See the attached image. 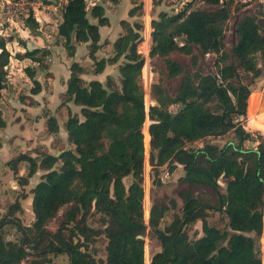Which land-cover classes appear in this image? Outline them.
Here are the masks:
<instances>
[{"label": "trees", "instance_id": "trees-1", "mask_svg": "<svg viewBox=\"0 0 264 264\" xmlns=\"http://www.w3.org/2000/svg\"><path fill=\"white\" fill-rule=\"evenodd\" d=\"M195 1L211 7L192 8ZM246 4L190 0L177 12L160 11L150 20L149 54L160 57L167 77L180 76V82L173 95L160 82L153 83L155 104L146 111L139 81L144 58L137 49L142 24L122 19L123 31L113 42V55L98 59L99 26L109 23L103 4L66 1L57 32L68 54L72 55L76 42H89V57L97 71L106 63H119L118 82L110 76L105 83L84 81L79 64L70 65L65 101L81 106L83 118L68 113L65 124L70 146L61 148L58 155L36 149L35 157L20 153L8 162L15 174L18 164L27 162L26 175L18 177L21 185L27 184L37 167L46 172L30 189L36 229L32 238L16 222L18 200L5 215L0 212V264H54L52 257L60 254L68 255L69 264H145L146 236L157 239L160 245L149 264H262L258 240L264 218V136L254 138L241 123L246 112L253 116L264 108L263 98L259 100L250 92V84L264 71L262 4L237 19L236 40L229 50L225 44L226 21ZM140 7L135 4L128 15H136ZM25 21L31 30L38 28L32 14ZM7 40L0 36V97L10 58ZM195 48L201 56L216 55L214 72L200 67ZM174 52L189 55L190 66L173 59ZM47 55L48 50L38 47L16 53L18 58H30L37 64L24 68L32 80L33 94L41 90L36 76L38 69L47 68L43 59ZM173 105L176 110L170 109ZM146 117L150 120L151 169L157 174L161 166L169 172L181 166L180 175L168 177L166 182L153 179L154 197L147 223L142 130ZM46 123L47 132L58 133L55 117L50 116ZM5 125L0 109V129ZM230 132L234 138L222 145L213 141ZM254 141L256 145L250 146ZM127 176H131L128 185L124 182ZM221 178L226 193L220 190ZM168 207L172 213L162 224ZM211 212L220 214L228 230L209 222ZM93 214L98 215L100 228L88 223ZM53 220L55 230L48 228ZM198 221L200 232L195 228ZM7 224L17 225L20 241L6 240ZM98 240L104 243V259L96 258L92 250Z\"/></svg>", "mask_w": 264, "mask_h": 264}, {"label": "rangeland", "instance_id": "rangeland-1", "mask_svg": "<svg viewBox=\"0 0 264 264\" xmlns=\"http://www.w3.org/2000/svg\"><path fill=\"white\" fill-rule=\"evenodd\" d=\"M90 1V0H89ZM130 3L133 4H141V7L137 10V14L134 16H129L127 15L126 12L123 13V11L126 9V6L128 5V0H118V2L114 3L111 1L105 2L104 6H107L108 10L105 11V15L111 20L108 26L102 27V32H101V37L103 39V45L102 47L98 50V57H108L109 55L112 54L111 48L108 46L107 47V41L109 42L110 39H114L116 36L119 35L121 31H123V28L121 27L120 21L125 17L130 24H133L134 22H140L142 24V28L140 29V34H141V41H143L140 44V49L142 50L141 54L146 62V65L144 66L143 72L141 71L140 76H139V81L140 84L143 88L142 84V73L145 75V77L148 78V75H150V71L152 74V80L150 84V90L147 89V91H144V103H145V109L148 111L150 105H154L155 102L153 100V93L151 90V85L153 83L160 82L170 94H174L175 89L177 88L179 82H180V76L177 77H172L169 78L166 75V69H165V64L163 60L160 57H152L150 56V47H151V37H150V32H151V27H150V20L152 18L157 17V14L160 11H167L168 13H174L177 12L181 9L184 8L186 3L190 0H162L161 3L159 4H153L152 0H129ZM238 3L241 1L243 3H248L246 6L242 7L240 10L233 11L231 17L226 21L225 23V44H226V49L229 50L233 43L236 40V35H235V23L237 19L242 16L245 13L252 12L257 9L259 4L261 2L259 0H237ZM129 3V6L131 5ZM122 5V8L120 5ZM126 4V6H124ZM57 5V9H54L53 6ZM119 5V6H118ZM117 6V8H115ZM134 6V5H133ZM18 7H21V10L18 11ZM192 8L196 7H203V8H210L211 5H208L206 3H203L201 1H195L191 5ZM120 8V9H119ZM12 9L15 10L12 15L8 14L7 10ZM62 9V0H0V32L3 33L5 38L10 39L6 43V47L9 49V51L16 52V51H24L23 47V42L27 41L29 42V47L26 45V49H33L35 47L34 39L36 38L35 36L37 34H45L46 35H51L50 39L55 42V21L52 20L54 18H59L60 17V12ZM31 14H37V16L41 19L42 21V29H34L31 30L28 26V24L25 21V18H27ZM44 17H50L48 18V22H46V18ZM45 21V22H44ZM44 34V35H45ZM177 41L179 44H182V38L178 37ZM195 52L199 56V65L204 69L206 72H214L216 70V55L215 54H210L207 56H201L199 55L200 52L197 48H195ZM178 57H172L175 60L180 61L181 63L190 66L191 61H190V56L187 54H183L180 52H174ZM173 54V53H172ZM12 57L9 60L8 64V75H7V82L4 87V93L3 96L7 97L9 95V91L7 90V85H10L13 87L12 90V95L10 94L11 97H13L16 100H20L19 96H24V97H29L27 96L28 93H30V87L32 85V82L29 80L27 75L24 73L23 68L24 66L29 63L33 62L31 61L30 58L25 59L22 62L16 61V57L11 54ZM37 57L41 56V53L36 54ZM47 60V58H43ZM36 64V63H35ZM112 66V65H111ZM117 65L110 67L111 72L110 76H113L117 74ZM6 68V69H7ZM116 69V70H115ZM94 70V68L92 69ZM142 70V69H141ZM117 79L115 80L116 82L118 81V76ZM114 77V78H115ZM144 90V89H143ZM250 90L253 92L254 96L257 99L263 98L264 101V71L255 79V81L250 84ZM65 99V97H63ZM62 98V99H63ZM6 104L11 106V102L7 100L6 98L4 99ZM260 102V101H259ZM264 105V103H263ZM170 109L176 110L177 106H170ZM66 111V110H65ZM67 111L64 113V116L67 117ZM32 115V114H31ZM83 117V116H82ZM150 123V120L148 117H146V120L144 122L143 128L144 129V144H145V157L148 159L149 158V139L150 136L148 135V125ZM241 123L242 126L252 132L254 134V138H257L259 135L264 136V108H261L260 111L255 113V115L251 116L249 112H246V116L241 118ZM233 134L230 132L226 134L225 136L218 137L214 139L216 143L222 145L225 141L229 139H233ZM250 146H255L256 142L254 141L253 143L249 144ZM193 146H196V144H193ZM18 147V145L16 146ZM38 149H41L42 145L37 146ZM57 145H55L54 148H56ZM17 149L15 150V153L17 152ZM13 155V154H12ZM16 157V156H15ZM19 167L20 164H18ZM147 166L148 168V162L145 163V167ZM150 166V164H149ZM3 165L0 166V169H2ZM22 169V167H21ZM26 172L25 171H18L17 174H14V181H16L18 189L16 194L13 196V198L8 197L6 200L0 202V211L2 215H5V212L7 210L8 204L11 202V199L18 198L21 193H23L24 190L30 189L29 187L34 186V184H29L26 187H22L20 184H18V177L19 174ZM148 173L151 176V184L150 182L148 183V179L146 176V181H145V189H146V201H149L151 203L152 198L154 197V188L153 186V179H159L162 181H168V177L166 176V168L164 166H161L158 168L157 174H155V171L151 169H148ZM158 175V176H157ZM11 177V176H10ZM12 178V177H11ZM124 182L126 185H128L131 182V176H127L124 178ZM29 191V190H28ZM159 193V192H156ZM161 194V193H160ZM159 194V195H160ZM148 203V202H147ZM30 204V203H29ZM31 207V206H30ZM170 212L168 213L165 212L162 224L170 218ZM19 214V213H18ZM21 216L22 221L25 223L24 230L28 237L32 238L35 233L36 229L33 226V221H30L33 217V213L30 210L24 211L19 214ZM98 215L93 214L88 218V223L92 225L93 227L100 228V223L97 219ZM220 214L218 212H211L209 216V222L218 225L221 228L227 229L226 228V223L221 222L220 219ZM22 222V223H23ZM24 225V224H23ZM57 223L56 221H51L48 224V228L51 230L56 229ZM201 223L198 221L195 224V228L200 231ZM228 230V229H227ZM4 231L6 232L5 238L11 239L13 241H20L21 239V233L17 228V225H12V224H7L4 227ZM262 234L264 235V231H262ZM263 235H261L262 239ZM148 238V239H147ZM146 241V264L150 262V258L152 256V253L156 250V248H160L159 241L156 239H153L150 241L149 237L145 238ZM159 245V246H158ZM260 245V244H258ZM26 249H29L28 246H25ZM94 255L96 258H105L104 254V243L101 241H97L92 248ZM55 257V256H54ZM62 261V260H61ZM59 262V264H62V262Z\"/></svg>", "mask_w": 264, "mask_h": 264}, {"label": "crops", "instance_id": "crops-1", "mask_svg": "<svg viewBox=\"0 0 264 264\" xmlns=\"http://www.w3.org/2000/svg\"><path fill=\"white\" fill-rule=\"evenodd\" d=\"M86 1L88 2L89 6L94 5L96 3H102L104 6L105 5L104 3L108 2V0H106L105 2H101V0H90V1L86 0ZM259 1L261 2L263 9H264V0H259ZM129 3L130 1L128 0V5L127 6L126 4L124 5L126 6V9L123 11V13L126 12L127 15H128L129 9L133 5H135L133 3H130L131 5L129 6ZM119 5L122 8V5L121 4ZM53 8L57 9V5L53 6ZM104 8H105V11L108 10L107 6H104ZM115 8H117V6ZM32 16L38 22L37 29L41 30L42 29V21H40L41 19L37 16V14H34V15L32 14ZM44 18H46L44 20L48 22L49 20L48 18L50 17H44ZM123 19L127 20L125 17H123ZM52 20L55 21V42H53L50 39L51 35H46L45 32H44L45 35L43 33L37 34L35 36L36 38L33 40L35 43L34 48L38 47V48H43L49 51V55L45 57L47 58V60H45V63L47 64V68L41 69V70L38 69L37 71L36 78L41 84V90L37 94H33L31 92L28 93L27 96L29 97L19 96L20 100H16L10 96V94L12 95L11 89L13 88L10 85H7V90L9 91V95L7 97L3 96L4 88L2 90V95L0 97V109L2 111L3 118L6 121V125L4 128L0 129V166L3 165L2 169H0V202L6 200V198L8 197L13 198V196L16 194L17 189H18L17 183L13 179L15 173H13V170L8 164L10 160L14 159L15 156H17L20 153H28L32 157H35L37 155L36 149H38L37 147L38 145H42L41 149H38V150H45L48 153L54 154V155H58L61 152L60 150L61 148H67L70 146V143L68 141L69 131L65 124L68 118V114H67V117H65L66 115L64 116V113L67 111V113H71L72 115L77 114L80 119L83 118L80 112L81 106L75 104L72 100L65 101V99L63 98V97H66L64 96V93L66 91L67 81L71 73L70 65L73 62H76L79 64V66L82 68V71L80 72V77L84 81L88 82L90 80L96 79L102 83H105L106 78L110 76V75H107V74H110L111 72L110 67L114 65L118 66L119 64V63H112V64L106 63L102 71H97L93 60L89 57V46H88L89 42H76L74 44V51L72 55L68 54L67 49L63 45L64 39L61 36H59L57 32L58 23L61 21V14L58 19L54 18ZM108 20L110 23L111 20L109 18ZM91 21L96 22V19L92 18ZM109 23L104 26H99L100 46L98 50L102 47L103 43L106 42V41L103 42V39L101 37L102 27L108 26ZM2 34L3 33H1L0 36L4 37V35ZM117 37L118 36H116L114 39H110L109 42L107 41L106 45L107 47L109 46L111 48V52H112V54L109 55L108 57H111L113 55L112 46H113L114 40ZM8 41L9 40H7V42ZM26 45L27 47H29V42L24 41L23 42V47L25 48L24 51L26 50ZM98 50L95 52V55L99 59L97 55ZM24 51H16L15 53L14 52L11 53L10 51V58L12 57L11 54H13L16 57L15 58L16 61L22 62L28 58H18L16 56V53L18 52L22 53ZM171 56L178 57L176 53L171 54ZM108 57H104V58H108ZM28 65L37 66L35 62H29L24 66V68ZM24 68H23V71H24ZM93 68L94 70H92ZM7 72H8V68H7ZM114 72H116L117 74L115 75L114 73L113 76H110V77L114 78L115 76H118L119 78L118 67H117V70ZM114 79L116 80L117 77H115ZM150 79L152 80V74H151ZM29 80L32 82L30 78ZM5 98L11 102L12 104L11 106L13 107H10V105L6 104V102L4 101ZM50 116H53L56 118V122H57L58 129H59L57 134L47 132L46 121H47V118H49ZM17 145L18 147H16ZM55 145H57L56 148H54ZM16 148L18 149H17V152L15 153ZM147 162H148V159L145 157V163ZM145 163H144V172H143V187H144L143 209H144V220L147 223L148 218H149V209H150L152 200H151V203L149 201H146V189H145L146 176L148 179V183L150 182L151 184L152 182H151V176L148 173V169L150 170L149 162H148V168L147 166L145 167ZM19 164L22 167V169L18 165V169H19L18 171H21V170L25 171L26 169V172L19 174V176H25L27 173L28 164L27 162H21ZM56 166L57 165H55V167ZM164 167L166 168V166ZM180 167L181 166L179 165L177 170L173 172H169L166 169V176L174 178L175 176L180 175L181 173ZM45 172L46 170H44L43 168L37 167L35 173L32 176L28 177L27 184L21 185L19 181H18V184H20L22 187H26L32 183L35 186V184L40 181L41 175ZM218 183L221 186V189H220L221 192L226 193L225 180L221 178L218 180ZM32 187L33 186L29 188L31 189ZM30 189H26L23 191V193H25L26 195L25 197H21L20 196L22 194L21 193L18 198L11 199V202L7 206V209H8V207L13 205V203L16 200H18L19 205L16 206V211H15L14 216L17 218L16 222L19 223L20 226L23 228L25 226V223L22 221L21 216L19 214L27 210H30L33 213L32 205H31L32 193ZM263 200H264V196H263ZM262 207H264V201H263ZM169 211H171L170 212V215H171L172 210L168 207L165 212L168 213ZM30 221H34V213ZM200 231H201V227H200ZM262 231H264V218H263V230ZM261 235L263 234L261 233ZM263 238H264V235H263ZM6 240H11V239L6 238ZM258 244H260L259 248H260L261 261H262V264H264V239H262L261 236L259 237ZM145 245H146V241H145ZM157 250H159V248L158 249L156 248L155 251ZM146 257L147 256H146V248H145V264H146ZM52 259H53L54 264H59L61 260H62L61 261L62 264H69V258L67 254H60L56 257H52Z\"/></svg>", "mask_w": 264, "mask_h": 264}, {"label": "built area", "instance_id": "built-area-1", "mask_svg": "<svg viewBox=\"0 0 264 264\" xmlns=\"http://www.w3.org/2000/svg\"><path fill=\"white\" fill-rule=\"evenodd\" d=\"M66 1L67 0H62V5H64L65 3H66ZM18 11H20L21 10V7H18V9H17ZM7 12H8V14H10V15H12L14 12H16L15 10H12V9H8L7 10ZM0 34H1V32H0ZM143 41H141L140 43L138 42V45H137V49H138V52L139 53H141L142 52V50L140 49V44L142 43ZM207 55H210V53H206L204 56H207ZM146 65V62H145V60H144V64H143V67L141 68L142 70V72H143V69H144V66ZM151 71H150V75H148V78L147 77H145V75L142 73V84H143V89H144V91H147V89L148 90H150V84H151ZM247 101H248V99H247Z\"/></svg>", "mask_w": 264, "mask_h": 264}, {"label": "water", "instance_id": "water-1", "mask_svg": "<svg viewBox=\"0 0 264 264\" xmlns=\"http://www.w3.org/2000/svg\"><path fill=\"white\" fill-rule=\"evenodd\" d=\"M255 79H256V78H255ZM255 79H254V81H255ZM27 246H28L29 249H31V245H27Z\"/></svg>", "mask_w": 264, "mask_h": 264}, {"label": "bare ground", "instance_id": "bare-ground-1", "mask_svg": "<svg viewBox=\"0 0 264 264\" xmlns=\"http://www.w3.org/2000/svg\"><path fill=\"white\" fill-rule=\"evenodd\" d=\"M149 135V134H148Z\"/></svg>", "mask_w": 264, "mask_h": 264}]
</instances>
